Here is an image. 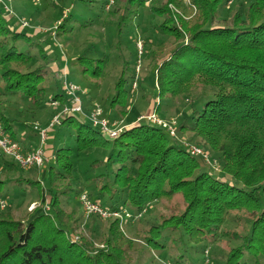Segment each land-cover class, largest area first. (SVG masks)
Segmentation results:
<instances>
[{"label":"trees","instance_id":"obj_1","mask_svg":"<svg viewBox=\"0 0 264 264\" xmlns=\"http://www.w3.org/2000/svg\"><path fill=\"white\" fill-rule=\"evenodd\" d=\"M75 1L86 7L96 2ZM120 1L117 10L107 11L109 0L101 8L102 13L118 15L116 30L131 26L146 11L157 19L149 31L161 34L163 40L155 49L156 42L149 38L152 32L146 34L135 63L123 61L111 95V89L102 91L100 83L108 58L87 50L73 58L72 78L79 77L83 87H92L83 107L91 111L95 99L108 100L111 121L132 119L130 111L138 98L132 88L136 65L148 58L152 61L150 77H140L137 83L141 91H152L157 104L144 113L155 112L168 119L171 112H179L178 136L148 120L137 122V117L117 138L110 139L87 117L65 115L53 129L58 134L73 131L75 146H54L55 158L48 164L44 187L40 181L18 176L15 163L6 164L14 172L0 179V195L12 198L20 194L19 189H27L23 183H35L41 204L48 202L49 210L40 208L19 218L11 206L0 209V264H130L135 240L123 232L119 219L110 221L104 248H96L85 238L73 239L78 217L75 209L63 208L62 196L69 198L83 185L91 186L99 200L108 196L110 205L104 207L109 210L122 212L130 206L135 214L158 201L166 207L165 202L180 195L184 208L161 213L156 234L147 232L143 237L160 252L172 243L180 251L174 264H197L187 255L195 248L199 251L202 244H206L201 248L203 263L210 257L208 248L215 244L225 251L220 264H264V0L247 6L238 0L229 17L221 14L231 0H190L188 4L184 0ZM4 14L0 8V95L23 102L31 119L52 101L70 104L63 81H49L50 60L59 57L46 54L43 41L16 30ZM77 20L68 16L57 27V35L76 30L70 24ZM106 24L113 26L109 20ZM20 42L27 48L42 47L31 53ZM38 53L43 63L36 58ZM150 78L152 86L148 85ZM178 100L184 106L175 104ZM0 115L5 131L24 145L19 132L26 124L18 130L9 116ZM186 137L218 158L221 170L217 172L202 156L191 154ZM88 149L105 150V157L92 164L95 173L89 182L74 183V155ZM8 183L12 185L7 187Z\"/></svg>","mask_w":264,"mask_h":264},{"label":"rangeland","instance_id":"obj_2","mask_svg":"<svg viewBox=\"0 0 264 264\" xmlns=\"http://www.w3.org/2000/svg\"><path fill=\"white\" fill-rule=\"evenodd\" d=\"M253 1L254 0H242L246 6ZM118 2L122 1L115 0V2L109 7L107 6V11L113 9L117 10V7L120 6ZM184 2L188 4L190 3V0H184ZM238 2V0H234L232 3H228V6H226V8L222 11L221 15L224 17H229L236 10ZM6 3L8 4L10 10L6 11L3 4H0V8L5 12L4 16L7 18V20L10 21L12 19L11 23H13L16 30H20L27 35L33 36L35 40L39 39V41H43V49L45 53L50 57H53L54 55L59 57V59L52 58L50 60L49 81L54 82L55 80H62L64 84V81L66 80L69 83L78 84L86 92L82 96H86L92 87H83L79 82V77H75L73 79L71 76L74 68L71 64L72 60L73 58H76L81 52L87 50L92 53L96 52L99 57L108 58V63L104 70L105 77L100 81V83H102V91L104 89L107 91V89L112 88L116 78L123 70V61L128 60L134 64L138 58V52H143V45L145 42L144 37L146 34L152 32L153 35H151L152 37L149 38L151 41L156 42L154 46L155 49L163 40L161 34L154 30L149 31L152 29V26L156 24L155 22L157 19L146 11L143 12L141 18L133 21L131 26L116 30L115 26H118V15L101 12V8L106 3V0H96V2L91 3L89 7L84 6L81 2L77 3L75 0H6ZM152 3H154V0H152L151 4ZM70 15H73L74 18L78 19L76 22L70 24L72 27H75L76 30L72 31V29H70V32L64 33L59 37L56 32L57 27ZM106 20L112 22L113 26H108L106 24ZM24 21L28 23V26H23L22 23ZM20 44L23 46V48L30 50L31 53L38 52L42 47L33 45L34 48H27L24 43L20 42ZM39 54L40 53H38L36 58L41 63H43L44 61ZM142 59L144 60V54ZM132 66L133 65H131V67ZM151 69L152 61L150 62L148 58L144 60V64L141 60L137 62L135 71L136 76L132 88L136 90L135 92H138V98L141 94H145V98H137L135 109L130 111V117L132 119H116L120 122L119 126L121 128L124 126L128 127L130 124H132V122L135 121H133V118L136 119L140 116L139 114L146 115L147 113H144L145 110L156 106L157 103L154 105V99L151 90L141 91L140 83H137L136 87H134L135 82H138L140 77H150ZM148 83V85L152 86L153 79L150 78ZM111 92L112 89L108 93L110 94ZM153 93L155 95V91H153ZM52 102L49 103L47 106L48 108L45 111H39L37 116L34 119H31V117H29V113L25 111L27 108L23 102H20L17 98L0 95V114L3 112L6 116H9V118L12 120L13 126L18 130L22 129L21 124H26V129H22L23 133L27 135L25 138H29L31 134H35L33 136V144H29L31 146L26 149H31L30 151H37L42 147L45 157L49 158V162L45 163L40 168L30 167L23 169L12 159L11 156L6 155L0 149V179L5 180L9 174L14 172V167L9 165V169H7L8 165L6 166L7 163L13 162L19 168L20 174H18V176L23 178L25 181H40L41 186L44 187L43 183L46 181L48 175V164L55 158L54 146L59 144H64L70 147L75 146V134L73 131H67L64 134H58L56 129H49L46 142L44 144L41 143V138L38 134L39 131L35 126L42 128L47 127L52 118L57 113H59L62 108V106L55 108L52 105ZM59 102L61 103V101ZM92 102V106H100L103 110L104 117L108 118V100L105 103H101V101L98 102L97 99ZM181 102L182 100H178L175 104L183 105ZM91 111L85 110L87 114ZM51 113H53V116H51ZM150 114L152 113H148V115ZM153 114L156 113L153 112ZM158 115L161 116V114ZM162 117L163 116L160 118ZM178 117H180V113L174 111L169 114L168 119H162L170 120L172 118L177 119ZM0 123L3 126L1 115ZM178 125L179 123L177 119L174 125L175 128H177ZM56 127L57 126L54 128ZM20 134L21 132H19V136L21 137ZM184 141L186 143L196 144V142L189 140L187 137L184 138ZM22 149L26 151L24 146H22ZM209 154L219 162L218 158L214 157L211 153ZM104 157L105 150L103 151L102 149H88L80 153H75L74 162L77 167V181L74 183L78 182V180L89 182V180L94 177L95 173L92 170V164L96 159H102ZM103 167L104 166L99 168L98 171H102V169H104ZM217 172H213L214 176L220 175V172ZM15 176L13 174L11 177ZM33 184L27 185L26 182L23 183L22 187L27 186V189H19L18 192L20 194L12 198H9L7 194L2 196L0 195L11 204H7L4 209H6L8 206H11L15 212V215L19 218L24 217L29 212L40 210V208L49 210L48 202H46L44 205L41 204L38 196L39 188L35 185V183ZM10 185L12 184L8 183L7 187ZM76 189L77 192L69 198L66 195L62 196L63 208L68 212H71L74 209L76 210V217H78V221L77 225L75 226V230L72 231V236L75 241L85 238L86 240L94 243L96 248H104V240L107 236L106 233L110 221L119 219L120 227L123 232L135 240V247L129 252L130 264H174L176 256L180 255V251L174 247L172 243L169 242L170 248L160 252L151 246H148L143 237L147 234V232H149L150 236L156 234L159 224V215L161 213L171 214L172 212H176L184 208V202L180 195L175 196L171 201L165 202L166 207H164L163 203H161L162 201H158L151 204L149 210L144 209L142 212L135 214L131 211L130 206H126L124 207V211L121 213L103 218L98 215L87 216L84 211L81 197L86 194L89 198L98 200L103 206L109 207L110 204L107 200L108 196H105L99 200L96 192L91 186L83 185L76 187ZM121 207H123V205H121ZM128 213L130 214V217L125 215ZM128 221L130 224H126ZM205 245L206 244L200 245L199 251H196V248L195 250H191L189 255H187V258H189L190 261L195 260L197 264H203L204 254L201 248H203ZM208 249L210 254L208 264L222 263L223 260H221V256L225 251L223 252L222 248L215 244L210 245Z\"/></svg>","mask_w":264,"mask_h":264},{"label":"built area","instance_id":"obj_3","mask_svg":"<svg viewBox=\"0 0 264 264\" xmlns=\"http://www.w3.org/2000/svg\"><path fill=\"white\" fill-rule=\"evenodd\" d=\"M152 0H148V2H151ZM234 1V0H233ZM232 0L229 3L233 2ZM115 0H109V3L107 6L109 7L112 3H114ZM0 4H3L5 7V10H10L8 4L6 3V0H0ZM23 26H28V23L24 21ZM142 48V47H141ZM142 53V52H140ZM137 82H135L134 87H136ZM64 88L66 91L67 96L70 98V104H61L59 101H53L52 105L55 108H58L62 106L59 113H57L49 123V125L45 128L42 127H36L38 129L41 143L44 144L47 140V134L49 129H53L56 125L60 124L63 117L68 114H80L82 116L87 117L94 126L98 127L103 134H105L109 138H117L123 130L127 127H120V122L117 120H109L108 118H105L103 115V110L100 106H96L91 112L88 114L85 112V109L83 107V94L86 92L84 89L75 83H69L66 80L64 81ZM142 120H148L154 124H157L159 126H162L166 129L167 132L171 136L177 137V129L175 128V123L177 121L176 118H172L170 120H164L160 118L157 114H146L141 115L137 118V122H140ZM186 147L193 155H200L203 157L205 162L210 165L214 170L218 171L220 170V167L218 165L217 159L213 158L207 151H205L201 146L193 143H186ZM0 149L3 153H5L8 156H11L12 159L23 169H27L30 167H42L45 163L49 162V158L45 157L44 150L42 147L37 151H24L22 149L21 144L14 140L3 128L2 124L0 123ZM82 204L84 207V211L87 216L89 215H98L100 217H110L112 215H117L118 213H121L120 211L115 210H109L108 208L104 207L100 203L93 201L91 198H89L86 194H84L82 197ZM7 206V200L0 196V208L4 209ZM128 217H130V214H125ZM126 216V217H127ZM208 255V250L206 251ZM209 259H206L203 264H208ZM170 264V263H169Z\"/></svg>","mask_w":264,"mask_h":264},{"label":"crops","instance_id":"obj_4","mask_svg":"<svg viewBox=\"0 0 264 264\" xmlns=\"http://www.w3.org/2000/svg\"><path fill=\"white\" fill-rule=\"evenodd\" d=\"M21 137H20V139L23 141L22 143H24V145L23 144H21V146H24L25 147V149L26 148H29L31 145H29V144H33V136L35 135V134H31V136L29 137V138H25L27 135H25L24 133H23V131H21ZM25 141H26V143H25ZM31 149H26V151H30Z\"/></svg>","mask_w":264,"mask_h":264}]
</instances>
